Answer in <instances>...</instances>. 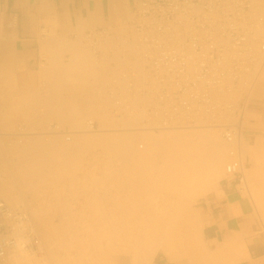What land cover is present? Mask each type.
<instances>
[{"label": "built area", "instance_id": "obj_1", "mask_svg": "<svg viewBox=\"0 0 264 264\" xmlns=\"http://www.w3.org/2000/svg\"><path fill=\"white\" fill-rule=\"evenodd\" d=\"M130 26L120 31L101 27L84 35L98 66L123 42L115 60L123 66L113 67L118 72L108 85L116 113L155 130L193 127L202 117L212 125L229 113L223 123L231 144L225 179L241 183L248 162L242 158L239 131L244 97L264 67V15L254 12L250 0H137ZM127 45L133 53H127ZM29 217L0 198V263L18 240L26 250L39 249Z\"/></svg>", "mask_w": 264, "mask_h": 264}, {"label": "crops", "instance_id": "obj_2", "mask_svg": "<svg viewBox=\"0 0 264 264\" xmlns=\"http://www.w3.org/2000/svg\"><path fill=\"white\" fill-rule=\"evenodd\" d=\"M136 1L0 0L2 140L9 144L10 141L3 135L16 131L21 124L41 130L49 122L72 123L73 116H77L76 111L80 112V116L89 103L94 105L102 97L107 99L104 92L108 79L105 80V75L99 71L100 67L94 65L92 56L94 59L95 57L91 51L88 54L90 48L84 35L101 27L116 29L120 25L126 26L132 19ZM101 91L105 96L100 94ZM86 96L90 98L84 99L83 103ZM245 129L249 140L255 134L264 137V83L258 82L253 89ZM31 143L26 145L27 149L36 148L37 145L34 144L37 143ZM253 143L255 141L248 146L253 147ZM30 157L38 160L35 154H27L22 162L27 170V164L31 166L37 163L36 160L31 161ZM96 158L99 157H88L89 168L96 163ZM103 164L98 162L100 168ZM4 165L8 164L0 155V178H3V171L7 169ZM27 185L24 182V188L22 186L23 199L27 200L23 202L21 198L23 205L27 203L34 212L40 213L43 226H52L54 223L51 220L41 218L50 207L49 201L45 200L46 193L39 190V193L34 194L29 189L26 190ZM8 196L11 198L13 194L9 192ZM201 211L204 224L201 240L207 253L212 255L209 264H264V225L256 216L252 200L237 179H221L220 189L206 196L202 201ZM89 222H92L91 226L96 225L95 219ZM155 255L149 264H185L172 261L160 250ZM118 264L124 263L120 260Z\"/></svg>", "mask_w": 264, "mask_h": 264}, {"label": "bare ground", "instance_id": "obj_3", "mask_svg": "<svg viewBox=\"0 0 264 264\" xmlns=\"http://www.w3.org/2000/svg\"><path fill=\"white\" fill-rule=\"evenodd\" d=\"M251 1V3H252V7H253V10H254V12H256V13H260V14H262V15H264V11L262 10V9H260L254 2L255 1H257L258 3H260L259 2V0H250ZM259 5V4H258ZM263 5V4H262ZM262 5H260V6H262ZM132 20V19H131ZM130 24H131V21L130 22H128V24L126 25V26H123V25H120L119 27L120 28H111V29H113V30H117V31H120V30H122V29H128V30H130L131 29V26H130ZM123 26V27H122ZM87 42V41H86ZM88 44V46H89V43H87ZM86 44V45H87ZM122 46H123V42H119L118 44H117V46H115V49H113V55L111 56V57H109L108 59L107 58H105V59H107V60H105V62H104V65H101V63H100V70L99 71H102L103 72V74L105 75V80L106 79H108L107 80V88H105L106 89V92H104V93H106L107 95H106V97H107V101H110V103H109V105L112 103V112H113V116H114V118H113V120L115 119V123H113V124H117V125H120V127L122 128L121 129V131H120V128H118L119 129V131L120 132H111V131H109V134L108 135H103L104 133H102L103 131H102V129H101V126L97 123V122H99V121H95L94 120V118L93 119H91V118H89V119H87L85 122H86V125L84 126L85 128V130L84 131H79V130H76L77 128L76 127H78L79 128V126H76L75 128V130H70V129H68L67 127H65V126H63V125H61L60 124V122L61 121H59V123L58 122H52L51 124H49L45 129L44 128H42L43 129V132L41 131V133H39L38 135H41V136H51V135H56V136H62V137H64V139H62V137H61V139L62 140H65V143H67L66 145H76L75 143H72L73 141H74V137L75 136H80V135H82V136H86V138H84L83 137V140L85 141V142H87L88 144H89V146L90 145H92L91 143H93L94 145L93 146H95L96 145V147H97V145L99 146L101 143H103V145H105L106 143H108V145H109V148L108 149H111L110 148V146H113L112 148L113 149H115V151H120L118 154L115 152V151H113V149H112V151L111 150H106V151H108V152H110V153H108V154H111V152H112V154L111 155H114L113 153L115 152L116 153V157H115V159L116 158H118V157H122V158H124V160H122L121 158V160L123 161V163H128V164H126V165H129L130 166V172L128 173V171H127V174H123V172H122V175H120V183H121V189H120V191L121 190H125V192L127 193V191L126 190H130V192L129 193H132V194H137V195H140L141 194V192H143V191H148V192H146V195L148 194H150V193H152V192H149V191H154L155 192V190H156V192H157V190L159 189V191L161 190V188H163L164 187V191H165V187L166 188H168V189H172V191L173 190H176L177 192L179 191V192H181L180 194L182 195H180V197H179V195H178V193L177 194H175V196H176V199H174L173 198V200L171 201V199L169 198V196H167L168 195V193H167V195L166 196H159L158 195V193L156 194V196H154V194H151V199L149 200V203H147L146 201H144L143 203H145L146 202V204H143L141 201H143V200H145L146 198H144V199H140L141 201L139 202H137V201H135V203L137 202L138 203V205L137 206H139V205H143L142 207L144 208V210L145 209H147L148 210V212L146 211V213H148V215H147V217H146V220L144 219V217L146 216V214H143L144 215V217H143V219H142V216H136L137 218L138 217H141L140 218V220H141V222H142V224L141 225H139L138 227H139V229L138 230H136V231H132L133 232V234L131 233V231H130V229L129 228H127L126 227V224L127 223H125V226H123V222H121L122 224H120L118 221H117V223H119V225L118 226H121L120 228H122V226H123V228H122V233H125V232H123V230L124 231H126L127 229H128V231H130V234L129 235H125V237L123 238L122 237V233L121 234H118V233H116V234H118L117 235V237H122L121 239H122V241H123V244H125V246L127 247L128 246V244L130 245V247L128 248V249H126V251H127V255H123V256H119L118 257V253H116L115 255H113V256H110V257H108V255H110V254H108V253H106L107 251L110 253V249L109 250H107L106 252H105V250L106 249H104L103 251L106 253V254H108L107 255V257L105 256V259L104 260H101L100 262L99 261H96L97 262V264H118V262H120V260L124 263V264H127V263H130V264H149L150 262H151V260H152V258L154 257V256H156L155 254L161 249V248H169V250H168V252L171 250V251H174V253L175 252H177L178 250H181V247H180V245H179V241H181V240H183V235H184V233L181 231V227H182V225H185V222H188V223H190L191 224V226H187L188 225V223H187V225H185L187 228L189 227V228H193L194 229V227L193 226H195V224H197V219H195L196 218V216L195 215H193L194 213H193V211L191 210V205L193 204V202L194 201H196V199H197V197L199 196V195H201V193L202 194H205L206 192H208L209 190H212V189H217V187H219L220 185H219V182H220V180H221V171H222V169L224 168L225 169V171H226V165H227V162L230 160V156H229V147H230V143L227 141V139L225 138V127L223 126V123H225L226 122V120L228 119V118H230V115H229V113H224V114H221L219 117H218V122L217 123H215V124H212V125H209V124H205V122H207L208 120H205V117H202L201 118V121H200V123L201 124H199V125H195V126H193V127H178V128H174V127H168V128H165V129H160V130H155V129H152V128H148V127H143V126H138L140 123H139V120L137 119V118H132V117H130V116H128V115H124V116H119L117 113H116V104H115V98H114V96H112L111 94H110V92L108 91V85H109V82H111V80H113L112 79V77H115L116 76V74H117V72L118 71H116V68H113V67H122L123 65L121 64V63H116L115 62V60L117 59V58H119V53L120 52H122ZM107 47H109V45H107ZM88 48H90V46L88 47ZM126 49H127V53L128 54H130V53H133V51L135 50L134 48H133V46H131V45H127V47H126ZM90 51H91V53H92V55H94V52L92 51V49L90 48L89 49V55H90ZM93 57V56H92ZM94 57H95V55H94ZM90 58V57H89ZM87 59V58H86ZM83 60V59H82ZM96 62H97V60H96V58L94 59ZM91 61V60H90ZM115 62V63H114ZM95 63V62H94ZM111 66H109V65ZM97 65H98V63H97ZM96 66V65H95ZM125 66V65H124ZM264 66V65H263ZM85 68V67H84ZM95 69V68H94ZM94 69L92 70L93 72H94ZM136 69L139 71V74L143 71V69H142V66L140 65V64H137L136 65ZM98 71V72H99ZM77 72V71H76ZM70 73V72H69ZM100 73V72H99ZM98 73V74H99ZM94 74V73H93ZM95 75V74H94ZM94 78V77H93ZM98 80V79H97ZM100 80V79H99ZM102 80H103V78H102ZM88 81V80H87ZM95 82H96V80H95ZM101 82V81H100ZM258 82H260V83H264V67L260 70V72H259V74H258V77H256L255 78V80L254 81H252V85H251V87H249L248 88V91H249V93H247L248 95H246L245 97H244V101H247L246 102V104H245V110H244V114H245V116H244V122H243V125H242V130H241V133H240V131H239V141L241 142V152H242V158H243V160H247V157H246V155L244 156V152H243V149H244V147L242 148V146H243V137L245 138L246 137V135L248 134L246 131V129H245V121H246V114H247V110H248V105H249V103H250V101H251V96H252V92H253V89H254V87H255V85L258 83ZM80 83H82V82H80ZM79 83V84H80ZM85 83H87V82H85ZM90 83V82H89ZM93 83V82H92ZM78 84V83H77ZM91 84V83H90ZM102 84V83H101ZM103 84H104V80H103ZM95 85V84H94ZM105 85H106V82H105ZM104 85V86H105ZM76 86V85H75ZM91 86V85H90ZM102 87V86H101ZM83 88V87H82ZM92 88V87H91ZM94 88V87H93ZM96 89H98V88H96ZM105 89H103V91L105 90ZM94 90V89H93ZM101 90H102V88H101ZM125 91V89H123V92ZM103 92L101 91V95H103V96H105V94H102ZM94 94V93H93ZM100 94H99V96H100ZM236 96H239L240 95V93L237 91L236 93ZM87 95V94H86ZM91 95V94H90ZM89 95V96H90ZM79 96V95H78ZM88 96V98H90ZM97 96V95H96ZM95 96V97H96ZM98 96V97H99ZM94 97V98H95ZM102 97V96H101ZM81 98H83V97H81ZM87 98V96H86V98H83V100L84 99H88ZM97 98V97H96ZM72 99H73V96H72ZM75 99V98H74ZM102 99H103V97H102ZM101 99V100H102ZM77 100V99H76ZM105 100V101H106ZM98 101V100H97ZM103 101H104V99H103ZM79 102V101H78ZM85 102V100L83 101V103ZM87 102H89V101H86V103ZM73 103V102H72ZM91 103H93V102H91ZM108 103H107V105H108ZM96 104V103H95ZM104 104V103H103ZM103 104H101V105H103ZM81 105V104H80ZM89 105H90V103H89ZM88 105V106H89ZM93 105V104H92ZM91 105V106H92ZM99 105V104H98ZM97 105V106H98ZM108 105V106H109ZM84 105H82V107H83ZM91 106L90 107H88V108H91ZM94 106V105H93ZM96 105H95V107H97ZM67 107V106H66ZM71 107H72V105H71ZM87 107V106H86ZM94 107V108H95ZM101 107V106H100ZM99 106L97 107V108H100ZM105 107V106H104ZM104 107H101V108H104ZM75 108V107H74ZM87 108V109H88ZM93 108V109H94ZM77 109V108H76ZM87 109H85V114L84 115H87V113H86V110ZM92 109V108H91ZM93 109H92V112L94 113V111H93ZM73 110V109H72ZM71 110V111H72ZM81 110V109H80ZM99 110V111H98ZM97 111L98 112H100V110H102V109H98ZM74 111V110H73ZM79 111V110H78ZM82 111H81V113H82ZM88 111H90L89 109H88ZM96 111V112H97ZM91 111H90V114H89V116L88 117H92V113ZM98 112H97V117H99L100 115L98 114ZM109 112H111V111H108L106 114H105V111L103 112L102 111V113H103V115H108L109 114ZM74 113H75V111H74ZM76 113H77V116H78V113H80V112H77L76 111ZM92 113V114H91ZM101 113V114H102ZM82 114V115H83ZM83 115V116H84ZM99 115V116H98ZM102 115V116H103ZM68 116V115H67ZM74 116H76V115H74ZM73 116V120H74V117ZM77 116H76V118H77ZM80 116H81V114H80ZM86 117V116H85ZM97 117H96V119H97ZM107 117V116H106ZM106 117H103L104 119L106 118ZM100 118V117H99ZM102 118V117H101ZM100 118V119H101ZM108 118V117H107ZM61 119V118H60ZM79 119H80V117L77 119L78 121H79ZM84 119V118H83ZM83 119H81V121L83 120ZM71 120H72V118H71ZM112 120V121H113ZM104 121H106V120H104ZM112 121H110V122H112ZM68 122V121H67ZM70 122V121H69ZM75 122V121H74ZM74 122H72L73 124H74ZM83 122V121H82ZM82 122H81V124H82ZM107 122H109L108 120H107ZM109 122V123H110ZM62 123H65V121L64 122H62ZM72 123H68V124H72ZM95 123L97 124V127H96V125H95ZM67 124V123H66ZM75 124H80L79 122L77 123V122H75ZM84 124V123H83ZM101 124V123H100ZM104 124V123H103ZM65 125V124H64ZM102 125V124H101ZM70 126V125H69ZM72 127H73V125H72ZM82 127V126H81ZM71 128V127H70ZM41 129V130H42ZM73 129H74V127H73ZM81 129V128H80ZM117 129V130H118ZM164 130H173V131H175V133H173V134H171V135H165V132H164V136H161L160 138H156V136L155 135H153V134H151V132H156V131H164ZM198 130H200L199 132H198ZM203 130H208V131H210V130H219L220 131V134H221V139L222 140H219V141H222L223 142V144L225 145V149H223V150H225V153H224V155H223V152H222V147L220 148V145L219 144H217V140L215 139V141H214V133L212 134L211 132L210 133H208V132H204ZM40 131V130H39ZM39 131H35V133L36 132H39ZM102 131V132H101ZM31 131H30V128L28 127V125H26V124H21V125H19L18 126V128H17V130H16V132L14 133V135L16 136V137H18V138H22L23 139V137H27V136H29V135H34V136H36V134H33V133H30ZM88 132V133H87ZM98 132H101L100 134L98 133ZM92 133V134H91ZM94 133V134H93ZM96 133H98V134H96ZM12 134V133H11ZM105 134H106V132H105ZM8 135V134H7ZM6 135V136H7ZM89 135H91V136H93L92 137V139L90 138V137H88ZM96 135H103V136H101L102 137V139H100L99 137L98 138H96L97 136ZM252 135V134H251ZM81 136V137H82ZM94 136H96L95 138H94ZM88 137V138H87ZM157 137H158V135H157ZM251 137H253L252 138V140L250 139H246V145L248 146V144H251V142H253V141H255V144L253 143V145L257 148V144H262L263 145V143H264V137L263 136H261V137H258V136H256V134L255 135H253V136H251ZM46 138V137H45ZM54 138V137H53ZM52 138V139H53ZM34 139V138H33ZM56 139H58L57 137H56ZM55 139V140H56ZM60 139V141L59 142H57V144L58 143H60L62 140ZM24 140V139H23ZM23 140H20L19 142L22 144V142H24ZM48 140V139H47ZM51 140V139H50ZM55 140H53V141H55ZM137 140L139 141V143L138 144H136V142H137ZM140 140H143V141H141L140 142ZM31 141V140H30ZM40 141V140H39ZM57 141V140H56ZM56 141H55V143H56ZM76 141V140H75ZM104 142H106V143H104ZM222 142H221V145H223L222 144ZM71 143V144H70ZM80 143H83V142H80ZM87 143H83V144H87ZM32 144V143H31ZM41 144V143H40ZM54 144V143H53ZM61 144V143H60ZM87 144V145H88ZM37 145V144H36ZM55 145V144H54ZM64 145V144H63ZM65 145V146H66ZM102 145V144H101ZM102 145V146H103ZM258 145L259 147V149H260V147H262V152H263V146L261 145ZM46 146H48V145H46ZM46 146H44L45 147V149H48V147H46ZM59 146V145H58ZM61 146H62V144H61ZM101 146V147H102ZM106 146V145H105ZM104 146V147H105ZM253 146V148H255ZM44 147L42 148H39V150H41V149H43L44 151H45V149H44ZM50 147V146H49ZM67 147V146H66ZM69 147V146H68ZM72 147V146H71ZM86 147V146H85ZM96 147H94V148H96ZM20 148V147H19ZM28 148V147H27ZM37 148V147H36ZM53 148H55V146L53 147ZM52 148V149H53ZM58 148V147H57ZM81 148H84V145H83V147L81 146ZM87 148V147H86ZM90 148V147H89ZM92 148V147H91ZM107 148V147H106ZM252 148V149H253ZM256 148L254 149V150H252V152L254 151V155H252L254 158H258V156L259 155H261V150L260 151H258V149H257V151H256ZM51 149V150H52ZM117 149V150H116ZM4 150V149H3ZM21 150V149H20ZM35 150H37V149H35ZM104 150V149H103ZM12 151V150H11ZM26 151H29V149L28 150H26V149H24V152H26ZM69 151V150H68ZM258 152V153H256V152ZM23 152V153H24ZM30 152L31 153H27V154H32V152H33V154H35V152L34 151H31L30 150ZM41 153L43 152V151H40ZM70 152H71V150H70ZM83 152V151H82ZM104 152V151H103ZM2 153V152H1ZM16 153V152H15ZM26 153H24L25 155H26ZM37 153V152H36ZM46 153V152H45ZM45 153H43V155L45 154ZM68 153V152H67ZM80 153V152H79ZM121 154V155H120ZM1 155H3V154H1ZM24 155V156H25ZM36 155V154H35ZM106 155V154H105ZM117 155H118V157H117ZM33 157H35L34 155H32ZM85 156V155H84ZM261 156H263V154L261 155ZM33 157H30V158H32L31 159V161L33 160ZM38 157V156H37ZM72 157V156H71ZM78 157V156H77ZM39 158V157H38ZM37 158V159H38ZM44 158V157H43ZM59 158V157H58ZM58 158H56V159H58ZM108 158V157H107ZM111 158V157H110ZM112 158H114V156L112 157ZM227 158V162H226V164L224 165V160ZM40 159H42V158H40ZM79 159V158H78ZM119 159V158H118ZM119 159V160H120ZM253 159V158H252ZM36 159H34L33 161L34 162H36L37 161V163H38V161H39V159L38 160H36ZM42 160H44L45 161V158L44 159H42ZM59 160V159H58ZM68 160V159H67ZM117 160V159H116ZM115 160V161H116ZM120 160V161H121ZM19 161H23V160H19ZM57 161V160H56ZM61 160H59L58 162H60ZM74 161V160H73ZM40 162H43V161H39V163ZM57 162V164H60V163H58ZM71 162V161H70ZM107 162H109L108 160H107ZM117 162V161H116ZM119 162V161H118ZM7 163V162H6ZM19 163V162H18ZM32 163V162H31ZM36 163V164H37ZM45 163H47L48 164V162H47V160L45 161ZM44 163V164H45ZM50 163V162H49ZM120 163V162H119ZM118 163V164H119ZM5 164V163H4ZM20 164V163H19ZM36 164H34V165H36ZM74 164V163H73ZM109 164H111V162L110 163H108V165ZM18 165V164H17ZM24 165V163L22 164V166ZM32 165L33 164H31V166L29 165V164H27V166H28V168L30 169V173L32 174V173H34L33 171V168H30V167H32ZM33 165V166H34ZM49 165V164H48ZM69 165H71V164H69ZM106 165H107V163H106ZM107 165V166H108ZM119 165H121V164H119ZM4 166H7V165H4ZM24 166H26V165H24ZM18 167L19 169H21V170H19L18 172L20 173V175L22 174L23 176H21V177H23L24 178V180L27 182V186L25 187L26 189H31L30 191H34L35 190V186L36 185H33L32 183H31V180H29V178H30V175H28V174H30V173H27V172H29L27 169H26V167ZM42 166H45V165H41V167ZM54 166V165H53ZM77 167H79L78 165H76ZM81 166V165H80ZM111 166H113L112 164H111ZM129 166H128V169H129ZM225 166V167H224ZM40 167V168H41ZM70 167V166H69ZM75 167V166H74ZM82 167V166H81ZM116 167V166H115ZM121 167V166H120ZM223 167V168H222ZM46 168H48V166L46 167H42V169H43V171H47V170H45ZM52 168V167H51ZM50 168V165H49V168L48 169H51ZM59 168H61V167H59ZM108 168V167H107ZM112 168V167H111ZM116 168H118V167H116ZM121 168H123V167H121ZM264 167H259V166H256V167H253V168H247V166L244 168V170H243V176H242V182L240 183V184H243L245 187H249V185H251L250 183L251 182H254L255 180H258V179H260V177L262 176V174H263V176H264V169H263ZM63 169V168H62ZM77 169V168H76ZM108 169H110V167L108 168ZM112 169H114V167L112 168ZM112 169H110V170H112ZM119 169V168H118ZM118 169H116V170H118ZM126 169H127V167H126ZM16 169H14V168H10V167H7V169H5V171H3L4 172V175H5V177L6 178H0V198L9 206V207H11L9 204H8V202H6L5 201V199L6 198H9V192L11 193L12 191H15V194H16V192H17V199L19 200V202H21L22 203V200H23V202H27V200L26 201H24V199H23V193H22V186H23V188H24V183L23 184H21V182H20V176H19V173L17 174V171H15ZM41 170V169H40ZM54 170V169H53ZM53 170H49L50 172L51 171H53ZM74 170V169H73ZM56 173L58 172L57 171V168H56ZM64 171V170H63ZM108 171L109 170H107V173H108ZM119 171V170H118ZM121 171V170H120ZM125 171V170H124ZM25 172L27 173V174H25ZM37 172H39V171H37ZM48 172V171H47ZM49 172V173H50ZM78 172V171H77ZM110 172V171H109ZM113 173H114V171H112ZM111 172V173H112ZM116 172V171H115ZM132 172V173H131ZM224 172V171H223ZM41 173V172H40ZM52 173V172H51ZM56 173H54V174H56ZM62 173V172H61ZM69 173V172H68ZM90 173V172H89ZM103 173V172H102ZM110 173V174H111ZM120 173V172H119ZM119 173H116V175L117 174H119ZM125 173H126V171H125ZM130 173L132 174V175H130ZM224 173H226V172H224ZM36 174V173H35ZM43 174V173H42ZM48 174V173H47ZM37 175V174H36ZM41 175V174H40ZM45 175V174H44ZM43 175V176H44ZM105 175H106V173H105ZM105 175L103 176V177H105ZM113 175V174H112ZM112 175H110V176H108V174L106 175V177L108 176L109 178L112 176ZM223 175V174H222ZM37 176H39V175H37ZM52 176V175H51ZM67 176V175H66ZM42 177V176H41ZM87 178H88V176H86ZM90 177V176H89ZM97 177V176H96ZM100 177V176H99ZM105 177V178H106ZM225 177V176H224ZM39 178H40V176H39ZM43 178V177H42ZM45 178V177H44ZM62 178V177H61ZM86 178V179H87ZM92 178V177H91ZM94 178V177H93ZM262 178V177H261ZM31 179V178H30ZM33 179V178H32ZM59 179V178H58ZM79 179V178H78ZM96 179V178H95ZM104 179V178H103ZM21 180L23 181V179L21 178ZM41 180V179H40ZM44 180V179H43ZM88 180V179H87ZM90 180H93V179H90ZM113 179H111V181H112ZM75 181V180H74ZM117 181V180H116ZM116 181L114 180V182L116 183ZM86 182V181H85ZM94 182H95V180H94ZM107 182H108V179H107ZM80 183V182H79ZM261 183V182H260ZM84 184H87V183H84ZM97 184V183H96ZM99 184V183H98ZM25 185H26V183H25ZM91 184H89V186H90ZM92 185H93V182H92ZM111 185V184H110ZM118 186H119V184H117ZM87 186H88V184H87ZM117 186V187H118ZM119 186V187H120ZM95 187H97V186H95ZM116 187V186H115ZM58 188V187H57ZM61 189V188H60ZM107 189V188H106ZM105 189V190H106ZM116 189H119V188H116ZM167 189V190H168ZM81 190V189H80ZM97 190V189H96ZM167 190H166V192H167ZM254 190V189H253ZM61 191V190H60ZM116 191V190H115ZM120 191H117V192H120ZM132 191V192H131ZM164 191H162V193H164ZM249 191V190H248ZM78 192V191H77ZM84 192H86V191H84ZM117 192H114V193H116L115 194V198H117ZM122 192V191H121ZM120 192V193H121ZM124 192V191H123ZM124 192V193H125ZM107 193V192H106ZM124 193L121 195V197L124 195ZM128 193V194H129ZM140 193V194H139ZM161 193V194H162ZM172 193V192H171ZM170 193V194H171ZM250 193V192H249ZM88 194V193H87ZM90 194V193H89ZM92 194V193H91ZM104 194V193H103ZM131 194V195H132ZM164 194H166V193H164ZM174 194H172V195H174ZM11 195H12V193H11ZM95 195V194H94ZM97 195H98V193H97ZM143 195H145L144 193H143ZM145 195V196H146ZM152 195L154 196V197H152ZM262 195V194H261ZM2 196L4 197V199L2 198ZM36 196V195H35ZM113 196V195H112ZM129 196V195H128ZM127 196V197H128ZM145 196H143V197H145ZM178 196V197H177ZM251 196V195H250ZM15 197V196H14ZM27 197V196H26ZM38 197V196H37ZM140 197H142V194H141V196ZM174 197V196H173ZM263 197V196H262ZM13 200H14V198L13 197H11ZM21 198H22V200H21ZM94 198V197H93ZM120 198V197H119ZM130 198H133V196L131 197L130 196ZM139 198V196H137V199ZM148 198H150V197H148ZM253 198V202H254V200L256 199V204L258 205V207H260V209L261 210H263L264 211V201L262 202V199H261V197L259 196V192L257 191V190H255V192H254V197H252ZM10 199V198H9ZM121 199V198H120ZM133 199H135V200H137L136 199V196H135V198H133ZM264 199V198H263ZM82 200V199H81ZM85 200V199H84ZM102 200V199H101ZM123 200H124V198H123ZM129 200V199H128ZM128 200H127V202H128ZM106 201V200H105ZM120 200H118L117 202H119ZM134 201V200H133ZM132 200H131V203L130 204H134V202H133ZM29 202V201H28ZM108 202V204L110 203V201H107ZM114 202H116V201H114ZM117 202L115 203V204H117ZM124 202V201H123ZM254 202V203H255ZM62 203V202H61ZM104 203V202H103ZM125 203H126V201H125ZM129 203H126V204H128L127 205V207H130V204ZM27 203H25V205H26ZM84 204V203H83ZM111 204V203H110ZM123 205L124 206V204H122V202L120 201V203L118 204V205ZM133 204H132V206H133ZM255 204V205H256ZM19 205V204H18ZM28 205V204H27ZM104 205V204H103ZM118 205H116L117 207H119ZM120 205V206H121ZM136 205V204H135ZM145 205H147V207L145 206ZM88 206V205H87ZM111 206V205H110ZM137 206L135 207L134 206V208H137ZM145 206V207H144ZM28 207V206H27ZM58 207V206H57ZM113 207H114V205H113ZM126 207V206H125ZM127 207H126V209H127ZM141 207V208H142ZM257 207V206H256ZM12 209H14V210H17V209H15V207L13 206V207H11ZM17 208H19V209H21L20 207H17ZM85 208H87V207H85ZM116 208V207H115ZM123 207H120V209H122ZM132 208V207H131ZM131 208H128L127 210H129V209H131ZM134 208L132 209V210H134ZM139 208H140V206H139ZM139 208L137 209L138 210V212H140L139 211ZM140 208V209H141ZM143 208H142V210H143ZM23 209V208H22ZM71 209V208H70ZM101 209V208H100ZM117 209V208H116ZM116 209H114V211L116 210ZM125 209V208H124ZM124 209H122V210H124ZM34 210V209H33ZM119 210V209H118ZM126 210V211H127ZM172 210H173V212H172ZM174 210H175V212H174ZM258 210V209H257ZM256 210V211H257ZM27 211V210H26ZM35 211V210H34ZM32 212V214L33 213H35V212ZM121 211V210H120ZM125 211V212H126ZM131 210H129L128 212H130ZM262 211V212H263ZM31 212V211H30ZM37 212V211H36ZM76 212V211H75ZM82 212V211H81ZM112 213H115V212H113V211H111ZM110 212V213H111ZM122 212V211H121ZM125 212L123 211V213L125 214ZM134 213H136L137 214V212L134 210L133 211ZM133 212L131 211V214H133ZM143 212V211H142ZM262 212H261V214H262ZM27 213L29 214V216L31 217H29L31 220H32V222L34 223V225H35V223L36 222H34V216L35 215H33V217H32V214L31 213H29L28 211H27ZM37 213H39V212H37ZM59 213V212H58ZM61 213V212H60ZM63 213V212H62ZM69 213V212H68ZM106 213H107V211H106ZM122 213V214H123ZM141 213V212H140ZM139 213V214H140ZM193 213V214H192ZM40 214V213H39ZM121 214V213H120ZM129 214V213H128ZM135 214V215H136ZM141 214V215H142ZM184 214V215H183ZM37 215V214H36ZM60 215V214H59ZM85 215V214H84ZM108 215V214H107ZM112 215H114V214H112ZM117 215V214H116ZM130 215V214H129ZM134 215V214H133ZM134 215V216H135ZM200 215V214H199ZM61 216V215H60ZM67 216V215H66ZM105 216V215H104ZM120 216V215H119ZM118 216V217H119ZM122 216H124V215H121V217ZM126 216V215H125ZM124 216V217H125ZM134 216H132L133 218H134ZM194 216V217H193ZM108 217L109 216H107V220H108ZM120 217V218H121ZM123 217V218H124ZM128 217V216H127ZM127 217H125V218H127ZM259 217V216H258ZM262 217V216H261ZM60 218V217H59ZM62 218V217H61ZM93 218V217H92ZM111 219L112 218H114L113 220H115L116 221V219H117V217L115 216V217H113V216H111L110 217ZM116 218V219H115ZM119 218V219H120ZM122 218V219H123ZM125 218L123 219V221L125 220ZM133 218H131V219H133ZM137 218H135V219H137ZM198 218V217H197ZM263 218H264V216H263ZM110 219V220H111ZM118 219V220H119ZM122 219H120L121 221H122ZM128 219V218H127ZM127 219L125 220V222H127ZM139 219V218H138ZM137 219V220H138ZM59 220V219H58ZM61 220V222H62V219H60ZM119 220V221H120ZM129 220V219H128ZM136 220V221H137ZM139 220V221H140ZM143 220V221H142ZM114 221V222H115ZM130 221V220H129ZM135 221V220H134ZM133 221V222H134ZM139 221H137L138 223H139ZM182 221H184L183 223L184 224H182L181 225V223H182ZM69 222V221H68ZM73 222V221H72ZM104 222H107V221H104ZM113 221H112V224L111 223H109V225L111 224V225H113V223H114ZM131 222V221H130ZM137 222H135V223H137ZM140 222V223H141ZM62 224V223H61ZM60 224V225H61ZM77 224V223H76ZM75 224V225H76ZM99 224H100V222H99ZM102 224V223H101ZM107 224H108V222H107ZM128 224H130V223H128ZM127 224V225H128ZM192 224H194L193 226H192ZM37 225H39V224H37ZM37 225H35V229L37 230V233H38V235H39V238H40V244H39V249L38 250H34V251H31V250H26L25 248H23V246H22V241L21 240H18V242H16V244H15V247H14V249L13 250H11L9 253H8V255L6 256V258H5V260L3 261V262H1L0 264H3L4 262H6L7 260H8V257L11 255V257L9 258V260L8 261H10V264H52L51 262L49 263L48 261H50V260H48L47 258H49V256H51V255H46V256H48V257H46L45 255H41V254H39L40 253V249H41V246H43L44 247V244H47L48 242H50V240L51 241H53L52 240V238L54 237H52L51 239H49L47 236H46V233H45V236H46V238L45 239H43V240H41V238H44V237H40L41 235L39 234V231H38V229L36 228V226ZM64 225V224H63ZM74 225V224H73ZM73 225L72 226H70V227H73ZM83 225V224H82ZM87 225H89V224H87ZM91 225V224H90ZM89 225V227H92V226H90ZM94 225V224H93ZM111 225H110V227H108V230L110 231V229L112 230V228H111ZM135 226V224H132V226ZM138 225V224H137ZM136 225V226H137ZM41 226V225H40ZM55 226V225H54ZM69 226V225H68ZM67 226V227H68ZM80 226H81V224H80ZM95 226H98V225H95ZM113 226H115V225H113ZM117 226V227H118ZM129 226V225H128ZM56 227H58V226H56ZM61 227V226H60ZM75 227V226H74ZM83 227H85V225H83ZM86 227H88V226H86ZM89 227L87 228V230L89 229ZM102 227H103V225H102ZM117 227L116 228H113V229H117ZM125 227H126V229H125ZM130 227V226H129ZM196 227H197V225H196ZM64 228V227H63ZM97 228V227H96ZM104 228H105V226H104ZM103 228V229H104ZM107 228V227H106ZM42 229H43V227H42ZM55 229H57V228H55ZM68 228H65V230H67ZM75 229V228H74ZM91 229V228H90ZM102 229V231H106V229H104L103 230ZM135 229H137V228H135ZM178 229H180V233H179V231H178ZM182 229H184V226L182 227ZM71 231H73V229H70ZM81 230L82 231H84V228L82 229L81 228ZM85 230H86V228H85ZM92 230V229H91ZM99 230V229H98ZM121 229H119V231H120ZM131 230H132V227H131ZM133 230H134V227H133ZM184 230H186V229H184ZM190 230H192V229H190ZM103 232V233H106L105 235H107V233L109 234V231L107 232ZM114 230H112V234L113 233H115V232H113ZM193 231V230H192ZM75 232V233H74ZM74 232H70V233H74L75 234V236H78L77 235V231H75L74 230ZM81 232V231H80ZM88 232H90V230L88 231ZM118 232V231H117ZM127 232V231H126ZM178 232V233H177ZM194 233H196L195 232V229H194V231H193ZM83 233V232H82ZM82 233H80V235H82ZM111 233V232H110ZM188 233H191V232H188ZM198 234H199V232H197ZM204 233V232H203ZM72 234H70V237L71 236H74V235H72ZM79 234V233H78ZM90 234V233H89ZM112 234L110 235V237L112 238L113 236H116V235H113L112 236ZM180 234L182 235L181 236V238H180ZM197 234V235H198ZM53 235V234H52ZM64 235V234H63ZM79 235V236H80ZM104 235V234H103ZM104 235V237H106ZM119 235H121V236H119ZM188 234H186V236H187ZM65 236V235H64ZM78 236V237H79ZM91 236V235H90ZM124 236V235H123ZM200 236V235H199ZM66 237V236H65ZM75 238V237H74ZM82 238H84V237H82ZM81 238V239H82ZM93 238V237H92ZM97 238V237H96ZM185 238V237H184ZM195 238H197V236L195 235L194 237H193V239L195 240ZM204 238V237H203ZM54 239V238H53ZM66 239V238H65ZM80 239V238H79ZM79 239H77V240H79ZM89 239V238H88ZM98 239V238H97ZM115 239V238H114ZM118 239V238H117ZM121 239L119 240V241H121ZM191 239V238H190ZM192 239V242H194V240ZM200 239H202L201 237H200ZM56 240V239H55ZM76 240V241H77ZM86 240V239H85ZM90 240V239H89ZM106 241H107V239H105ZM108 240H109V238H108ZM116 240V239H115ZM189 240V239H188ZM44 243L43 245H42V242ZM57 242H58V239L56 240ZM55 241V242H56ZM74 241H75V239H74ZM75 241V242H76ZM80 241V240H79ZM87 241L88 240H86V243H87ZM95 241V240H94ZM118 241V240H117ZM119 241H118V243H119ZM121 241V242H122ZM197 241H198V239H197ZM54 242V241H53ZM56 242V243H57ZM60 242V241H59ZM58 242V243H59ZM71 241H69V243H70ZM72 242H73V239H72ZM90 242V241H89ZM108 242V241H107ZM110 242H113V240H111ZM110 242H108V243H110ZM56 243H55V245H56ZM58 243H57V246H58ZM68 243V242H67ZM77 243V242H76ZM76 243H73V244H76ZM80 243H81V241H80ZM91 243V242H90ZM108 243H106V246L108 245ZM116 243V242H115ZM114 243V244H115ZM118 243H116V244H118ZM51 244H52V242H51ZM59 244H61V243H59ZM72 244V243H71ZM70 244V245H71ZM83 246H85L86 244L84 243V241H83ZM105 244V243H104ZM48 245V244H47ZM54 245V246H55ZM66 245V244H65ZM78 245H79V243H78ZM81 245V244H80ZM91 245V244H90ZM113 245V244H112ZM46 246V245H45ZM49 246H50V244H49ZM52 246V245H51ZM94 246V245H93ZM92 246V247H93ZM100 246V245H99ZM106 246H104V248H106ZM109 246H111L110 244L107 246V248H109ZM120 247H123V246H121V245H119ZM208 246V245H207ZM213 246V245H212ZM48 247V246H47ZM46 247V248H47ZM53 247V246H52ZM64 247V246H63ZM72 247V246H71ZM71 247H69V248H71ZM76 248H77V245L75 246ZM86 247V246H85ZM95 247L96 246H94V252H96V250H99V247H98V245H97V248L95 249ZM112 247V246H111ZM125 247V248H126ZM211 247V246H210ZM90 248H91V246H90ZM90 248L88 249V250H90ZM100 248H101V246H100ZM124 248V249H125ZM222 248H224V247H222ZM42 249H45V247L44 248H42ZM42 249H41V251H42ZM49 249L51 250V248H48V251H49ZM64 249V248H63ZM68 249V248H67ZM66 249V250H67ZM72 249L73 250H75L73 247H72ZM79 249H81V247H79ZM87 249V248H86ZM115 249V248H114ZM113 249V250H114ZM122 249V248H121ZM87 250V251H88ZM112 250V249H111ZM112 250V251H113ZM45 251H46V249H45ZM45 251H42V252H44V253H46ZM52 251H54V250H52ZM83 251H84V248H83ZM86 251V250H85ZM84 251V252H85ZM86 251V252H87ZM116 251H118V248H117V250ZM224 251H225V248H224ZM50 252L51 251H49V254H50ZM77 252V250L75 251V253ZM83 252V253H84ZM85 252V253H86ZM98 253H99V251H97ZM102 252V251H101ZM100 252V253H101ZM115 251H113V253H114ZM123 252V251H122ZM181 252V251H180ZM180 252H178V254L180 253ZM186 252V251H185ZM184 252V253H185ZM213 252V251H212ZM226 252V251H225ZM77 253H79V252H77ZM76 253V254H77ZM82 253V252H81ZM99 253V255H101ZM103 253V252H102ZM104 253V254H105ZM171 253V252H170ZM48 254V253H47ZM89 254H91V253H89ZM93 254V253H92ZM95 254V253H94ZM111 254H112V252H111ZM176 254V253H175ZM186 254V253H185ZM202 254H203V256L202 257H197V260H198V262L200 261H202V263H208V261H206V257H204L206 254H204L203 252H202ZM81 255V254H80ZM79 255V256H80ZM87 255H88V253H87ZM96 255V254H95ZM171 255H172V253H171ZM190 255V254H189ZM189 255H187V256H189ZM219 255V254H218ZM227 255V254H226ZM78 256V255H77ZM82 256V258H83V260H82V263H80V264H88V262H86V261H84V256L83 255H81ZM90 256V255H89ZM93 256V255H92ZM102 256V255H101ZM100 256V257H101ZM187 256H185V257H187ZM228 256V255H227ZM73 257H75V256H73ZM98 257V256H97ZM97 257H94V258H96L97 259ZM172 257V256H171ZM175 257V256H174ZM174 257L172 258V260H174ZM179 257H180V255H179ZM184 257V258H185ZM53 258H55V257H53ZM76 258V257H75ZM78 258V257H77ZM155 258V257H154ZM177 258V257H176ZM74 259V258H73ZM93 259V258H92ZM99 259V258H98ZM97 259V260H98ZM103 259V258H102ZM228 259H230L229 258V256H228ZM71 260H72V258H71ZM71 260L69 259V260H67V261H70L71 262ZM80 260V261H81ZM85 260H86V258H85ZM94 260V259H93ZM177 260V259H176ZM7 261V262H8ZM59 261V260H58ZM62 261V260H61ZM73 261V260H72ZM79 261V262H80ZM88 261V260H87ZM90 261H92L91 259H90ZM205 261V262H204ZM95 262V261H94ZM95 262V263H96ZM194 262H196L197 263V261H194ZM64 263V262H63ZM67 263V262H66ZM65 263V264H66ZM90 263V262H89ZM92 263V262H91ZM191 263H193V262H191ZM201 263V264H202ZM205 263V264H206ZM55 264V263H54ZM72 264H77V261H73L72 262ZM186 264V263H185ZM190 264V263H189ZM194 264V263H193ZM209 264V263H208ZM211 264H214V263H211Z\"/></svg>", "mask_w": 264, "mask_h": 264}, {"label": "rangeland", "instance_id": "obj_4", "mask_svg": "<svg viewBox=\"0 0 264 264\" xmlns=\"http://www.w3.org/2000/svg\"><path fill=\"white\" fill-rule=\"evenodd\" d=\"M259 2L260 3H258L257 1H255L254 3L260 8V9H262L263 11H264V0H259ZM259 4V5H258ZM263 4V5H262ZM260 5H262V6H260ZM92 59L94 60V58L92 57ZM94 65L96 64L97 65V62L94 60ZM251 98H252V96H251ZM103 99H104V101H103ZM102 100L100 99V100H98L97 101V103L96 104H94V106L92 105H89L88 107H90L91 106V108L93 109L94 107H95V105L97 106L98 104V106L100 107H104V108H97V107H95L94 109H93V111H94V113L92 112V109L91 108H88L92 113V117L90 116V117H88L89 116V114H90V111H88V109L86 110V113H87V115H81V116H77V118L75 117V119L73 120V122L75 121V122H79L80 124H75V122H74V124L72 123V124H66V123H62V121L60 122V124L61 125H63V126H65V127H67L68 126V128L70 129V130H75L76 128V130H79V131H84L85 129V125H86V120L87 119H89V118H91V119H93L94 117V120L97 122V121H99V122H97L100 126H101V129H102V133H104L103 135H108L109 134V131H111V132H120L121 131V127H120V125H117V124H113V123H115V119L113 120V118H114V116L112 115L113 114V110H112V103L109 105V103H110V101H107L105 98H103ZM106 100V101H105ZM109 102V103H108ZM104 103V104H103ZM107 103H108V105H107ZM101 104H103V105H101ZM98 109H102V110H100V112H98L99 110ZM98 110V111H97ZM98 112V114L100 115H98L99 117H97V112ZM102 111L104 112L105 111V114L108 112V111H111V112H109V114L108 115H103V113H102ZM84 112H85V110H84ZM102 113V114H101ZM112 113V114H111ZM103 115V116H102ZM86 116V117H85ZM108 118H107V117ZM80 117V119H79V121L77 120L78 118ZM96 117H97V119H96ZM103 117H106L105 119L103 118ZM84 118V119H83ZM81 119H83L82 121H81ZM104 120H106V121H104ZM107 120L110 122V121H112V122H107ZM81 122H82V124H81ZM251 122H254V123H256V121H250V123ZM52 122H49L48 124H47V126L49 125V124H51ZM59 123V122H58ZM84 123V124H83ZM102 125H101V124ZM104 123V124H103ZM65 124V125H64ZM70 125V126H69ZM72 125H73V127H74V129H73V127H72ZM46 126V127H47ZM76 126H79V128L78 127H76ZM82 126V127H81ZM253 126V125H252ZM28 127H29V125H28ZM71 127V128H70ZM76 127V128H75ZM30 128V133H33V134H36V136L35 137H23V139L22 138H18V137H16L15 135H14V133L16 132V131H14V132H12V134L11 133H8V135L7 134H5V135H3V136H5L6 137V139L8 140V141H10V142H8L9 144H7V142H5L4 140H2V138L0 137V155L1 154H3V155H1V157L4 159V161H6L7 162V167H10V168H14V169H16L15 171H17V174L19 173L18 171L19 170H21V169H19L20 167H23L22 166V162L24 161V159H25V156L27 155V153L26 152H29V153H31L30 152V150L31 149H29V151H26V152H24V149H26V150H28L27 148H26V145L28 144V143H31L32 141L33 142H36L37 143V148H33L32 150L35 152V154H36V156H38L39 158V161H43V162H40L39 163V161H38V163L36 164V165H32V167L31 168H33V172L34 173H30V169H28V171L29 172H27V173H30V174H28V175H30V178H29V180H31V183L33 184V185H36L35 186V190L34 191H31V192H33L34 194H36V192H38L39 193V190H43V192L44 193H46V196H45V200L48 202V204L50 205V207L48 208V211H47V214L45 215V216H43V217H41V218H43V220H51V223L53 224L52 226H43V222H40V217H39V215L40 214H38L37 212H35V213H33L32 214V212H33V210L28 206L27 207V205H23V203H21V202H19V200L17 199V192H16V194H15V191H12L11 193L13 194V198H14V200L12 199V198H6L5 199V201L6 202H8V204L11 206V207H15V209H19V208H17V207H20V208H23L24 210H27L29 213H31L32 214V217H33V215H35L34 217V222H36L35 223V225H37V224H39V225H37L36 226V228L38 229V231H39V234L41 235L40 237H44V238H41V240H43V239H45L46 238V236L49 238V239H51L53 236V238H52V240L54 241H51L50 240V242H48L47 244H44L42 241V245L44 244V247H45V249H46V251H45V249H42V248H44L43 246H41V249H42V251H45L46 253H44V252H42L41 251V249H40V253L39 254H43V255H51V256H49V258H47L48 260H50V261H48L49 263L51 262L52 264H65L66 262V264H72V262L73 261H77V264H80V263H82V260H83V258H82V256L81 255H83L84 256V261H86V262H88V264H97V262L96 261H101V260H104L105 259V256L107 257V255L108 254H110V255H108V257H110V256H113V255H115L116 253H118L119 255H118V257L119 256H123V255H127V251H126V249H128L129 247H130V245L128 244V246L126 247L125 246V244H123V241H122V237L124 238L125 237V235L127 234V235H129L130 234V231H131V233L133 234V232L134 231H136V230H138L139 229V225H141L142 224V222H141V220H140V218L141 217H136L137 215L138 216H142V219H143V217H144V215L143 214H146V216L144 217V219L146 220V217H147V215H148V213H146V211L148 212V210L147 209H145L144 210V208L141 206V205H139L140 206V208L142 207L143 208V210H142V208L140 209L139 208V206H137L138 205V201L140 202L142 199H144V198H146L147 196L148 197H150V198H146L145 200H143V201H141L142 203L144 202V201H146L147 203H149V200L151 199V194H154V196H156V194L158 193V195L159 196H166L167 195V193H168V195L167 196H169V198L171 199V201L173 200V198L174 199H176V196H175V194H177L178 192L176 191V190H173L172 191V189L170 190V189H168V188H166L165 187V191H164V187L163 188H161V190L159 191V189L157 190V192H156V190H155V192L154 191H149V192H152V193H150L149 195L147 194L146 195V192H148V191H143V192H141V194H142V197H140L141 196V194L140 195H135V194H132V193H129L130 192V190H126L127 191V193L125 192V190H121L120 191V189H121V181H120V175H122V172H123V174H127V171H128V173L130 172L129 170L131 169L130 168V166L129 165H126V164H128V163H123V161L122 160H124V158H122V157H118V153L120 152V151H115V149H113L112 147L113 146H110V148L111 149H108L109 148V145H108V143H106V142H104V143H106L105 145H103V143H101L99 146L97 145V147H96V145L95 146H93L94 144L93 143H91L92 145H90L89 146V144L87 143V142H85L84 140H83V137L84 138H86V136H82V135H80V136H75L74 137V141L72 142V143H75L76 145H66L67 143H65V140H62V139H64V137H62L61 135V137H62V139H61V137L59 136H56V135H51V136H41V135H38L39 133H41V131L43 132V130H38V129H33V128H31V127H29ZM81 128V129H80ZM118 128H120V131H119V129ZM118 129V130H117ZM35 131H39V132H36L35 133ZM200 130H198V132H199ZM204 132H208V133H214V141H215V139L218 141L217 142V144H219L220 145V148L222 149V152H223V155H224V153H225V150H223V149H225V145L223 144V142L222 141H219V140H222L221 139V134H220V131L219 130H210V131H208V130H203ZM101 132H98L99 134L101 133ZM105 132H106V134H105ZM164 132H165V135H171V134H173V133H175V131H173V130H164V131H156V132H151V134H153V135H155L156 136V138H160L161 136H164ZM88 133V132H87ZM98 133H96V134H98ZM212 133V134H213ZM92 134V133H91ZM94 134V133H93ZM7 135V136H6ZM103 135H99L100 137L101 136H103ZM157 135H158V137H157ZM2 136V135H1ZM29 136H34V135H29ZM82 136V137H81ZM97 136V137H96ZM96 136H94V138L96 137V138H98L99 136L98 135H96ZM46 137V138H45ZM54 137V138H53ZM56 137L58 138V139H56ZM88 137H90L91 139H92V137L93 136H91V135H89ZM87 137V138H88ZM99 137V138H100ZM53 138V139H52ZM95 138V139H96ZM48 139V140H47ZM51 139V140H50ZM57 140L58 142L60 141V139L62 140L60 143L62 144V146H61V144L60 143H54L53 142V140ZM100 139H102V137L100 138ZM246 139H248L247 137H243V146H242V148L244 147V149H243V152H244V156L246 155V157H247V162H248V165H247V168H253V167H256V166H259V167H264V143H263V152H262V147H260V149L258 148L259 146L258 145H260V144H257V148H256V151H257V149H258V151H260L261 150V155L263 154V156H261V155H259L258 156V158H254L252 155H254V151L252 152V150H254L255 148H253V147H249V146H247L246 145ZM20 140H23L24 142H22V144L19 142ZM31 140V141H30ZM40 140V141H39ZM76 140V141H75ZM141 141H143V140H140V142ZM80 142H83V143H87L86 145L85 144H83V143H80ZM216 142V141H215ZM221 142H222V144L223 145H221ZM41 143V144H40ZM55 145H54V144ZM139 143V141L137 140V142H136V144H138ZM64 144V145H63ZM71 144V143H70ZM34 145H36V144H34ZM46 145H48V146H46ZM59 145V146H58ZM67 147H66V146ZM83 145H84V148H81V146L83 147ZM260 145V146H261ZM44 146H46V147H48V149H45V147ZM49 146H51V147H49ZM55 146V148H53ZM69 146V147H68ZM72 146V147H71ZM87 148H86V147ZM102 146V147H101ZM105 146V147H104ZM20 147V148H19ZM43 148L44 147V149H45V151L43 150V149H41V150H39V148ZM58 147V148H57ZM90 147V148H89ZM92 147V148H91ZM94 147H96V148H94ZM107 147V148H106ZM53 148V149H52ZM253 148V149H252ZM4 149V150H3ZM21 149V150H20ZM35 149H37V150H35ZM52 149V150H51ZM104 149V150H103ZM111 150L112 151V149H113V151H115L118 155H117V157L121 160H119L118 158H116L115 159V157H116V153L114 152L113 154L114 155H111L112 154V152H111V154H108V153H110V152H108V151H106V150ZM12 150V151H11ZM31 150V151H32ZM69 150V151H68ZM70 150H71V152H70ZM117 150V149H116ZM40 151H43L42 153L40 152ZM83 151V152H82ZM104 151V152H103ZM255 151V152H256ZM2 152V153H1ZM16 152V153H15ZM26 153V155L24 154V153ZM46 152V153H45ZM68 152V153H67ZM80 152V153H79ZM43 153H45L44 155H43ZM121 153V152H120ZM256 153H258V152H256ZM32 154H33V152H32ZM106 154V155H105ZM25 155V156H24ZM85 155V156H84ZM92 155H95L96 157L98 156L99 158H96L95 159V161H96V163L93 165V167L92 168H89V166H88V164H87V160H88V157L89 156H92ZM121 155V154H120ZM72 156V157H71ZM78 156V157H77ZM114 156V158H112ZM45 158V161L47 160V162H48V164L50 165V168L51 169H48L49 168V165L47 164V163H45V161L44 160H42V159H44ZM59 157V158H58ZM108 157V158H107ZM111 157V158H110ZM40 158H42V159H40ZM56 158H58L59 160H61L60 162H58L59 160L58 159H56ZM79 158V159H78ZM103 158V159H102ZM253 158V159H252ZM68 159V160H67ZM99 159V160H98ZM249 159L251 160V162H249ZM19 160H23V161H19ZM57 160V161H56ZM74 160V161H73ZM102 160V161H101ZM107 160L109 161V162H107ZM117 162H116V161ZM71 161V162H70ZM120 163H119V162ZM125 161V160H124ZM20 164H19V163ZM50 162V163H49ZM57 162L58 163H60V164H57ZM98 162H103L104 164L101 166V168L99 167V165H98ZM111 162V164L113 165V166H111V164H109L108 165V163H110ZM226 162H227V158L224 160V165L226 164ZM45 163V164H44ZM74 163V164H73ZM106 163H107V165H106ZM121 164V165H119V164ZM18 164V165H17ZM69 164H71V165H69ZM41 165H45L46 167L48 166V168H46L45 170H47V171H43V169H42V167H45V166H42L41 167ZM54 165V166H53ZM76 165H78L79 167H77ZM82 167H81V166ZM70 166V167H69ZM75 166V167H74ZM118 167V168H116V167ZM123 167V168H121V167ZM128 166H129V169H128ZM19 167V168H18ZM25 167V166H24ZM41 167V168H40ZM59 167H61V168H59ZM105 167V168H104ZM110 167V169H112L113 167H114V169H112V170H110V169H108V168ZM112 167V168H111ZM126 167H127V169H126ZM225 167V166H224ZM56 168H57V173H56ZM63 168V169H62ZM77 168V169H76ZM223 168V167H222ZM19 169V170H18ZM41 169V170H40ZM54 169V170H53ZM74 169V170H73ZM116 169H118V170H116ZM264 169V168H263ZM49 170H53V171H49ZM64 170V171H63ZM107 170H109L108 171V173H107ZM121 170V171H120ZM126 171V173H125V171ZM37 171H39V172H37ZM78 171V172H77ZM112 171H114V173L112 172ZM116 171V172H115ZM225 169L223 168L222 169V171H221V173L223 174H221V179H223V178H225L226 177V175H225ZM41 172V173H40ZM50 172V173H49ZM62 172V173H61ZM69 172V173H68ZM90 172V173H89ZM103 172V173H102ZM112 172V173H111ZM120 172V173H119ZM26 172H25V174H27ZM37 175H39L40 176V178H39V176H37ZM43 173V174H42ZM48 173V174H47ZM54 173H56V174H54ZM105 173H106V175L108 174V176H110V175H112L110 178L107 176L106 177V175H105ZM111 173V174H110ZM116 173H119V174H117L116 175ZM132 173V172H131ZM130 173V175H132ZM264 173V172H263ZM41 174V175H40ZM45 174V175H44ZM44 175V176H43ZM52 175V176H51ZM67 175V176H66ZM105 175V177H103ZM19 176L21 177V176H23L22 174L20 175V173H19ZM43 178H42V177ZM86 176H88V178L86 177ZM90 176V177H89ZM97 176V177H96ZM100 176V177H99ZM225 176V177H224ZM45 177V178H44ZM62 177V178H61ZM92 177V178H91ZM94 177V178H93ZM119 177V178H118ZM262 177V178H261ZM260 177V179H258V180H255L254 182H251L250 184L251 185H249V187L247 188V187H245L243 184H241V186L245 189V193L247 194V196L248 197H250V199L252 200V202H253V198L252 197H254V192H255V190H257L258 192H259V196L261 197V199H262V202L264 201V176H263V174H262V176ZM3 178H6L5 177V175H3ZM21 178L23 179V181L21 180ZM19 180H20V182H21V184H23L24 182L25 183H27L25 180H24V178L23 177H21ZM33 178V179H32ZM59 178V179H58ZM79 178V179H78ZM88 180H87V179ZM96 178V179H95ZM104 178V179H103ZM41 179V180H40ZM44 179V180H43ZM90 179H93V180H90ZM107 179H108V182H107ZM111 179H113L112 181H111ZM75 180V181H74ZM94 180H95V182H94ZM114 180L116 181V183L114 182ZM120 182H119V181ZM86 181V182H85ZM80 182V183H79ZM92 182H93V185H92ZM261 182V183H260ZM84 183H87L88 184V186H87V184H84ZM97 183V184H96ZM99 183V184H98ZM89 184H91L90 186H89ZM111 184V185H110ZM117 184H119V186L117 185ZM24 185V184H23ZM219 185H220V182H219ZM95 186H97V187H95ZM116 186V187H115ZM118 186V187H117ZM58 187V188H57ZM61 188V189H60ZM107 188V189H106ZM116 188H119V189H116ZM81 189V190H80ZM97 189V190H96ZM106 189V190H105ZM168 189V190H167ZM220 189V186L219 187H217V189L215 188V189H212V190H209L208 192H206L205 194H202L201 193V195H199L198 197H197V199H196V201H194L193 202V204L191 205L192 207H191V210L193 211V215H195L196 216V218L195 219H197V224H195V226H193L194 224H192V226L194 227V229H195V232L196 233H194L193 231H194V229L193 228H187L185 225H187V223L188 222H185V225H182V224H184L183 222L184 221H182V223H181V225H182V227L184 226V229H186V230H184V229H182V227H181V231L184 233V237H183V240H181V241H179V245H180V247H181V250H178L177 252H175L174 253V251H169L168 252V250H169V248L167 249V248H161L160 249V251H162V252H164V253H166L167 255H168V257L172 260V258L174 257V260H172V261H174V262H177V263H179V262H182V263H186V264H201L202 263V261L200 262H198V260H197V257L199 258V257H202L203 256V254H202V252L204 253V254H206L204 257H206V261H209L210 260V257H212V255L210 256V254L209 253H207V251H206V249L204 248V246H203V243H202V240L200 239V237H201V234H202V229H203V227H204V224H203V222H202V211H201V206H202V201L206 198V196L208 195V194H210V193H212V192H216V191H218ZM254 189V190H253ZM26 190H28V189H26ZM31 190V189H30ZM61 190V191H60ZM116 190V191H115ZM166 190H167V192H166ZM249 190V191H248ZM78 191V192H77ZM84 191H86V192H84ZM117 191H120V192H117ZM125 193H124V192ZM129 191V192H128ZM162 191H164V193H166V194H164V193H162ZM107 192V193H106ZM114 192H117V198H115V194L116 193H114ZM172 192V193H171ZM177 192V193H176ZM250 192V193H249ZM88 193V194H87ZM90 193V194H89ZM92 193V194H91ZM97 193H98V195H97ZM104 193V194H103ZM124 193V195L121 197V195ZM129 193V194H128ZM143 193L146 195H143ZM162 193V194H161ZM171 193V194H170ZM175 193V194H174ZM181 192H179L178 193V195H179V197H180V194ZM95 194V195H94ZM132 194V195H131ZM172 194H174V195H172ZM262 194V195H261ZM113 195V196H112ZM129 195V196H128ZM251 195V196H250ZM1 196V195H0ZM15 196V197H14ZM128 196V197H127ZM130 196L132 197L133 196V198H135V196H136V199H137V196H139V198L137 199V200H135V199H133V198H130ZM143 196H145V197H143ZM153 195H152V197H154ZM174 196V197H173ZM182 196V195H181ZM263 196V197H262ZM94 197V198H93ZM121 199H120V198ZM178 197V196H177ZM2 198L4 199V197L2 196ZM48 198V199H47ZM123 198H124V200H123ZM82 199V200H81ZM85 199V200H84ZM102 199V200H101ZM129 199V200H128ZM141 199V200H140ZM149 199V200H148ZM106 200V201H105ZM118 200H120L121 202H122V204H124V206L123 205H118L119 203H120V201L119 202H117ZM127 200H128V202H127ZM131 200L134 202V204H133V206H132V204H130L131 203ZM107 201H110V203L108 204V202ZM114 201H116L117 202V204H115L116 202H114ZM124 201V202H123ZM125 201H126V203H129L130 204V207H127V205L128 204H126L125 203ZM135 201H137L136 203H135ZM174 201V200H173ZM256 201V199L254 200V202ZM62 202V203H61ZM104 202V203H103ZM146 202L145 203H143V204H146ZM253 202V204H254V207H255V214H256V216L262 221V223H263V225H264V218H263V216H264V211L263 210H261L260 209V207H258V205L256 204V202L254 203ZM84 203V204H83ZM264 203V202H263ZM19 204V205H18ZM104 204V205H103ZM136 204V205H135ZM256 204V205H255ZM88 205V206H87ZM111 205V206H110ZM113 205H114V207H113ZM116 205H118L119 207H117ZM58 206V207H57ZM127 207V209L128 208H131V209H129V210H131L132 212L135 210L136 212H137V214L136 213H134L133 212V214L135 215H133V214H131V211L130 212H128L129 210H127L126 209V207ZM134 206L136 207L137 206V208H134ZM146 207H147V205H145ZM144 206V207H145ZM257 206V207H256ZM264 206V205H263ZM85 207H87V208H85ZM117 209H116V208ZM120 207H123L122 209H124V210H122V209H120ZM71 208V209H70ZM101 208V209H100ZM134 208V210H132ZM139 208V211L141 212H138V209ZM114 209H116L115 211H114ZM119 209V210H118ZM258 209V210H257ZM122 212H121V211ZM127 210V211H126ZM257 210V211H256ZM31 211V212H30ZM76 211V212H75ZM82 211V212H81ZM106 211H107V213H106ZM111 211H113V212H115V213H112ZM123 211L125 212V214L123 213ZM143 211V212H142ZM263 211V212H262ZM59 212V213H58ZM61 212V213H60ZM63 212V213H62ZM69 212V213H68ZM111 212V213H110ZM172 212H173V210H172ZM174 212H175V210H174ZM261 212H262V214H261ZM121 213V214H120ZM123 213V214H122ZM130 215H129V214ZM140 213V214H139ZM143 213V214H142ZM37 214V215H36ZM61 216H60V215ZM85 214V215H84ZM108 214V215H107ZM112 214H114V215H112ZM117 214V215H116ZM142 214V215H141ZM200 214V215H199ZM67 215V216H66ZM105 215V216H104ZM120 215V216H119ZM121 215H126L125 217H127V218H125L124 216H122L121 217ZM184 215V214H183ZM107 216H109L108 217V220H107ZM111 216H113V217H117V219H116V221L115 220H113L114 218H110ZM119 216V217H118ZM132 216H134V218L132 217ZM262 216V217H261ZM60 217V218H59ZM62 217V218H61ZM93 217V218H92ZM121 217V218H120ZM125 218V220L127 219V222H125V220L123 221V219ZM194 217V216H193ZM198 217V218H197ZM122 219V221L120 220V219ZM131 218H133V219H131ZM135 218H137V219H135ZM59 219V220H58ZM60 219H62V222H61V220ZM96 220V222H94L96 225H98V226H92V227H89V225L92 223V222H89V220ZM111 219V220H110ZM120 221H119V220ZM135 220V221H134ZM139 221V223L137 222V221ZM69 221V222H68ZM73 221V222H72ZM104 221H107L108 222V224H107V222H104ZM112 221L114 222L113 223V225H115V226H113V225H111L112 224ZM117 221L120 223V224H122L121 222H123L124 224H123V226H125V223H130V224H126V227L127 228H129L130 229V231H128V229L126 230V231H124L123 230V232H125V233H122L121 231H122V228H123V226H122V228H120L121 226H118L119 225V223H117ZM134 221V222H133ZM143 221V220H142ZM99 222H100V224H99ZM135 222H137V223H135ZM141 222V223H140ZM46 223H48L47 221H46ZM50 223V222H49ZM62 223V224H61ZM77 223V224H76ZM102 223V224H101ZM109 223H111L110 225H111V228H112V230H114L113 232H115V233H113L112 234V230L110 229V231L108 230V227H110V225H109ZM61 224V225H60ZM64 224V225H63ZM74 224V225H73ZM76 224V225H75ZM80 224H81V226H80ZM85 225V227H83V225ZM87 224H89V225H87ZM132 224H135V226L133 225L132 226ZM138 224V225H137ZM41 225V226H40ZM55 225V226H54ZM69 225V226H68ZM73 225V227H70V226H72ZM102 225H103V227H102ZM137 225V226H136ZM196 225H197V227H196ZM56 226H58V227H56ZM61 226V227H60ZM68 226V227H67ZM75 226V227H74ZM86 226H88L89 227V229L87 230V228L88 227H86ZM91 226V225H90ZM104 226H105V228H104ZM118 226V227H117ZM139 226V227H138ZM187 226H191V224L190 223H188V225ZM42 227H43V229H42ZM64 227V228H63ZM97 227V228H96ZM107 227V228H106ZM117 227V229L115 230V229H113V228H116ZM126 227H125V229H126ZM131 227H132V230H131ZM133 227H134V230H133ZM55 228H57V229H55ZM65 228H68L67 230H65ZM75 228V229H74ZM81 228L83 229L84 228V231H82L81 230ZM85 228H86V230H85ZM92 230H91V229ZM106 229V231L108 232L109 231V234L111 235L112 234V236L113 235H116V236H113L112 238L110 237V235L107 233V235H105L106 233H103L105 230L104 229ZM135 228H137V229H135ZM70 229H73V231H71ZM99 229V230H98ZM102 229L104 230V231H102ZM119 229H121L120 231H119ZM124 229V228H123ZM190 229H192V230H190ZM74 230L75 231H77L76 233H77V235L79 236L80 235V233H82V235H80L79 237L78 236H75V232H74ZM90 230V232H88ZM140 230V229H139ZM81 231V232H80ZM105 231V232H106ZM118 231V232H117ZM133 231V232H132ZM178 231H179V233L181 232L180 231V229H178ZM70 232H74L73 234L72 233H70ZM111 232V233H110ZM188 232H191V233H188ZM197 232H199V234L197 233ZM45 233H46V236H45ZM79 233V234H78ZM90 233V234H89ZM116 233H118V234H121L122 235V237H117V235L118 234H116ZM178 233V232H177ZM53 234V235H52ZM66 236H64V235ZM70 234H72V235H74V236H71L70 237ZM106 236V237H104V235ZM186 234H188L187 236H186ZM198 234V235H197ZM91 235V236H90ZM121 235H119V236H121ZM124 235V236H123ZM126 235V236H127ZM181 234H180V238H181V236H182ZM197 236V238H195V240L193 239V237L194 236ZM200 235V236H199ZM52 236V237H51ZM75 237V238H74ZM82 237H84V238H82ZM93 237V238H92ZM98 239H97V238ZM128 237V236H127ZM66 238V239H65ZM80 238V239H79ZM82 238V239H81ZM90 240H89V239ZM108 238H109V240H108ZM116 240H115V239ZM118 238V239H117ZM191 238V239H190ZM58 239V242L59 243H61V244H59L56 240ZM72 239H73V242H72ZM74 239H75V241L77 240V239H79L80 241H81V243H80V241L79 240H77L76 242L74 241ZM88 240L87 241V243H86V240ZM105 239H107V241L108 242H110L111 240H113V242H110V243H108ZM121 239V241H119ZM189 239V240H188ZM192 239L194 240V242H192ZM197 239H198V241H197ZM95 240V241H94ZM119 241V243H118V241ZM44 241V240H43ZM58 243V246H57V243ZM69 241H71L70 243H69ZM83 241H84V243L86 244L85 246H83L84 244H83ZM91 243H90V242ZM51 242H52V244H51ZM68 242V243H67ZM118 243V244H116V243ZM55 243H56V245H55ZM72 243V244H71ZM73 243H76V244H73ZM78 243H79V245H78ZM105 243V244H104ZM106 243H108V245L110 244L111 246H109V248H107V246H106ZM115 243V244H114ZM49 244H50V246H49ZM66 244V245H65ZM71 244V245H70ZM81 244V245H80ZM91 244V245H90ZM113 244V245H112ZM46 245V246H45ZM53 247H52V246ZM55 245V246H54ZM77 245V248L75 247ZM96 246L95 247V249L97 248V245H98V247H99V250H96V252H94L95 250H94V246ZM101 246V248H100V246ZM119 245H121V246H123V247H120ZM48 246V247H47ZM64 246V247H63ZM75 249V250H73L72 249V247ZM90 246H91V248H90ZM93 246V247H92ZM104 246H106V248H104ZM47 247V248H46ZM69 247H71V248H69ZM79 247H81V249H79ZM126 247V248H125ZM48 248H51V250L49 249V251H51L50 252V254H49V251H48ZM64 248V249H63ZM68 248V249H67ZM83 248H84V251L86 250H88L89 248H90V250H88L86 253L83 251ZM87 248V249H86ZM115 248V249H114ZM117 248H118V251H116L117 250ZM122 248V249H121ZM125 248V249H124ZM67 249V250H66ZM104 249H106L105 250V252L107 251V250H109L110 251V253L107 251L106 253H108V254H106L103 250ZM115 251L114 253H113V251ZM52 250H54V251H52ZM77 250V252H79V253H75V251ZM97 251H99V253L102 255H99V253L97 252ZM123 251V252H122ZM181 251V252H180ZM186 251V252H185ZM82 252V253H81ZM84 252V253H83ZM111 252H112V254H111ZM172 253V255H171V253ZM178 252H180L179 254H178ZM186 254H185V253ZM48 253V254H47ZM87 253H88V255H87ZM89 253H91V254H89ZM93 253V254H92ZM96 255H95V254ZM105 253V254H104ZM13 254V253H12ZM11 254V255H12ZM81 254V255H80ZM190 254V255H189ZM11 255L8 257V260H9V258L11 257ZM78 255V256H77ZM80 255V256H79ZM90 255V256H89ZM93 255V256H92ZM179 255H180V257H179ZM187 255H189V256H187ZM48 256H46V257H48ZM73 256H75V257H73ZM98 256V257H97ZM101 256V257H100ZM172 256V257H171ZM185 256H187V257H185ZM53 257H55V258H53ZM78 257V258H77ZM94 257H97V259L96 258H94ZM177 257V258H176ZM185 257V258H184ZM214 257V256H213ZM71 258H72V260H71ZM74 258V259H73ZM85 258H86V260H85ZM94 260H93V259ZM103 258V259H102ZM217 258V257H216ZM71 260V262L70 261H67V260ZM82 259V260H81ZM90 259L92 260V261H90ZM177 259V260H176ZM7 260V261H8ZM59 260V261H58ZM62 260V261H61ZM81 260V261H80ZM88 260V261H87ZM4 262L3 264H10V261H8V262ZM80 261V262H79ZM96 263H95V262ZM194 261H197V263L196 262H194ZM64 262V263H63ZM90 262V263H89ZM92 262V263H91ZM191 262H193V263H191ZM205 262V261H204ZM206 263V262H205ZM205 263H202V264H205ZM209 263V262H208ZM208 263H206V264H208Z\"/></svg>", "mask_w": 264, "mask_h": 264}]
</instances>
